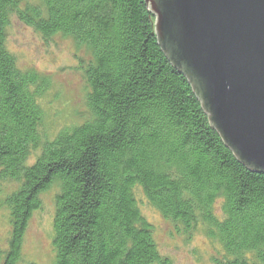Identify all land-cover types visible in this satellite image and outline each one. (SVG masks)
<instances>
[{
	"label": "trees",
	"instance_id": "obj_1",
	"mask_svg": "<svg viewBox=\"0 0 264 264\" xmlns=\"http://www.w3.org/2000/svg\"><path fill=\"white\" fill-rule=\"evenodd\" d=\"M14 16L89 57L80 64L89 116L50 137L48 80L20 70L6 46ZM154 20L145 0H0V183L19 184L4 200L11 232L0 264H34L22 263L23 237L52 186V264H173L140 200L177 234L217 243L214 264H264V173L225 146L158 46Z\"/></svg>",
	"mask_w": 264,
	"mask_h": 264
},
{
	"label": "water",
	"instance_id": "obj_2",
	"mask_svg": "<svg viewBox=\"0 0 264 264\" xmlns=\"http://www.w3.org/2000/svg\"><path fill=\"white\" fill-rule=\"evenodd\" d=\"M157 44L210 125L264 173V0H145Z\"/></svg>",
	"mask_w": 264,
	"mask_h": 264
},
{
	"label": "rangeland",
	"instance_id": "obj_3",
	"mask_svg": "<svg viewBox=\"0 0 264 264\" xmlns=\"http://www.w3.org/2000/svg\"><path fill=\"white\" fill-rule=\"evenodd\" d=\"M34 1V0H28ZM6 46L14 54L20 70L34 71L48 80V87L40 99L44 110L41 131L48 137L58 130L80 122L89 116L85 95L87 85L80 67L88 60L83 48L63 35L44 38L33 28L21 23L16 16L6 32ZM33 155L29 162L33 161ZM18 182L0 183V248L7 247L11 232L9 213L4 200L17 189ZM57 187L52 186L40 195L41 207L35 210L24 233L21 253L22 263L52 264V221L54 196ZM141 199V192H137ZM139 199V200H140ZM140 211L154 227V238L159 252L172 260L173 264H214L219 245L197 230L191 235L177 234L172 224L160 213L140 200Z\"/></svg>",
	"mask_w": 264,
	"mask_h": 264
}]
</instances>
